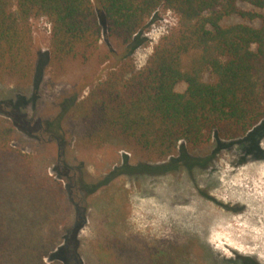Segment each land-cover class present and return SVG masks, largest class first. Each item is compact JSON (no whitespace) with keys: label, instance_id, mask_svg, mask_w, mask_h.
Returning a JSON list of instances; mask_svg holds the SVG:
<instances>
[{"label":"trees","instance_id":"1","mask_svg":"<svg viewBox=\"0 0 264 264\" xmlns=\"http://www.w3.org/2000/svg\"><path fill=\"white\" fill-rule=\"evenodd\" d=\"M160 8L177 16L176 25L135 70L129 50ZM231 16L258 26L222 24ZM35 17L50 24L51 64L58 69L107 62L103 29L107 42L128 51L69 108L92 145L120 139L143 161L161 162L181 148L207 146L212 136L243 137L264 118V0H0V82L30 77ZM46 124L52 135L60 127ZM16 136V122L0 114V264H83L85 219L65 187L69 179L45 158L15 146ZM171 160L192 165L183 156ZM84 181L80 176L74 187L89 195ZM101 228L93 244L98 264L142 257L124 236Z\"/></svg>","mask_w":264,"mask_h":264},{"label":"rangeland","instance_id":"2","mask_svg":"<svg viewBox=\"0 0 264 264\" xmlns=\"http://www.w3.org/2000/svg\"><path fill=\"white\" fill-rule=\"evenodd\" d=\"M240 7L252 9L247 4ZM97 15L102 20L98 10ZM176 21L177 16L165 8L148 19L137 46L129 50L135 70L144 67L153 47ZM236 22L248 23L231 16L222 24ZM30 25L31 75L25 81L5 78L0 82V114L16 122L15 146L45 158L69 179L65 187L85 219L80 232L83 264H98L100 256L93 244L104 226L124 236L134 254L143 257L136 255L132 264H244L243 258L264 264V118L243 137L223 140L212 136L207 146L181 148L161 162L143 161L120 139L92 145L69 108L120 64L127 49L107 42L103 29L102 45L110 53L107 62L68 63L61 70L51 64L48 20L31 18ZM184 88V84L176 87ZM52 121L60 126L55 135L46 129ZM182 149V156L190 158L192 165L172 162L182 158ZM80 176L92 192L89 195L74 187ZM197 201L202 205L192 210ZM213 210L223 212L224 225L214 224ZM231 224L256 232L260 238L242 243L228 228ZM223 242H229L228 246Z\"/></svg>","mask_w":264,"mask_h":264},{"label":"bare ground","instance_id":"3","mask_svg":"<svg viewBox=\"0 0 264 264\" xmlns=\"http://www.w3.org/2000/svg\"><path fill=\"white\" fill-rule=\"evenodd\" d=\"M227 177V176H226ZM254 177V176H253ZM259 177V176H258ZM255 178V177H254ZM258 179V178H257ZM256 181V179H254ZM230 182V181H229ZM250 182V181H248ZM260 182V181H259ZM264 183V181H262ZM223 184V183H222ZM237 184V183H236ZM234 184V185H236ZM258 184V183H257ZM249 187V186H248ZM257 187V186H256ZM262 188V185L260 186ZM264 187V186H263ZM237 188V187H236ZM254 188V187H253ZM251 189V188H250ZM226 190V189H225ZM237 190V189H236ZM258 190V189H257ZM262 190V189H261ZM250 192V191H249ZM259 192V191H258ZM240 194V193H239ZM262 194V193H261ZM238 196V195H237ZM241 196L244 198V197H249L247 196L244 192H241ZM259 196V195H258ZM264 196V195H263ZM227 197V196H226ZM240 197V196H239ZM249 199L251 200V197H249ZM263 200V199H262ZM239 201V200H238ZM264 201V200H263ZM237 202V201H236ZM235 202V203H236ZM245 203V202H244ZM202 205L199 201H197L193 207H192V210H194L196 207ZM222 209V208H221ZM191 210V212H192ZM254 210V209H253ZM211 215H212V219H215L214 221V224H218V225H224L226 222V218L223 214V212L221 211H217V210H213V212H211ZM228 228L232 229L233 232L235 231V233H237L238 235V239L243 243H250V242H257L258 239L260 238V234L256 233V232H250L246 229H243L241 228L240 226H238L237 224H231ZM218 241V240H217ZM232 241V240H231ZM211 243H214L213 241ZM219 243V242H218ZM229 243V242H227ZM227 243H224L223 242V246H228ZM231 243V242H230ZM232 244V243H231ZM233 246V245H232ZM230 247V246H229ZM234 248L235 250L237 251H241V249H239L238 247H232ZM261 248V247H260ZM264 261V259H263Z\"/></svg>","mask_w":264,"mask_h":264}]
</instances>
